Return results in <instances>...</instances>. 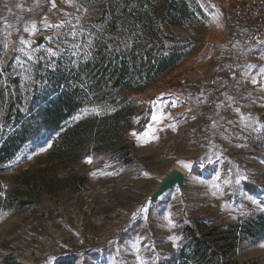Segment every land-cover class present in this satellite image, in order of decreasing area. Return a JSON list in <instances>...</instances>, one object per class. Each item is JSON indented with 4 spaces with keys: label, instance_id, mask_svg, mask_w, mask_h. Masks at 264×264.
Returning a JSON list of instances; mask_svg holds the SVG:
<instances>
[{
    "label": "rangeland",
    "instance_id": "1",
    "mask_svg": "<svg viewBox=\"0 0 264 264\" xmlns=\"http://www.w3.org/2000/svg\"><path fill=\"white\" fill-rule=\"evenodd\" d=\"M171 1L164 0L159 13ZM183 1L195 16L181 28L164 26L177 39L167 47L179 45L182 59L144 88L120 97L138 100L124 142L128 156L111 150L50 161L54 136L26 145L0 166L5 193L24 187L36 195L37 187L54 185L51 195L43 194L24 211L0 213V264H52L65 258L72 264H157L172 258L191 222L229 230L264 212V78L259 76L264 46L238 63L235 53L248 28L232 16L235 1ZM55 3L53 8L51 0H0L4 84L18 79L22 89H30L46 69H57L59 58L86 53L84 35L105 5L98 0ZM127 10L137 12L132 5ZM33 22L35 34L25 32ZM125 32L136 33L131 25ZM41 35L44 46L37 43ZM119 36L120 30L112 34ZM253 77L260 83L252 84ZM112 112L111 106L94 105L75 119ZM161 113L166 118L157 123L153 117ZM171 167L188 173L185 195L171 191L148 213L136 212ZM262 245L264 240L240 242L234 264H264Z\"/></svg>",
    "mask_w": 264,
    "mask_h": 264
},
{
    "label": "trees",
    "instance_id": "2",
    "mask_svg": "<svg viewBox=\"0 0 264 264\" xmlns=\"http://www.w3.org/2000/svg\"><path fill=\"white\" fill-rule=\"evenodd\" d=\"M141 1L98 0L105 9L84 35L86 53L59 58L57 69H46L30 89H22L18 79L4 84L2 76L7 69L0 70V166L11 162L26 145L54 136L47 154L50 161L65 157L77 160L91 152L111 150L123 156L130 154L124 142L133 127L138 100L119 101L120 97L126 90L144 88L182 59L179 45L167 47V41L177 39L164 26L169 30L181 28L195 16L183 0L164 4L163 13L158 10L164 0ZM131 5L136 14L127 10ZM128 25L136 33L127 34ZM116 30H120L119 39L112 38ZM94 105L111 106L113 112L75 119L83 109ZM41 187H37L36 195L24 187L5 193L0 182V213L24 211L40 202L43 194L51 195L54 185L45 183ZM185 231L186 239L172 258L157 264H234L232 255L240 242L264 240V212L249 216L229 230H209L198 220L189 223ZM52 264H72V260L65 258Z\"/></svg>",
    "mask_w": 264,
    "mask_h": 264
},
{
    "label": "built area",
    "instance_id": "3",
    "mask_svg": "<svg viewBox=\"0 0 264 264\" xmlns=\"http://www.w3.org/2000/svg\"><path fill=\"white\" fill-rule=\"evenodd\" d=\"M232 16L240 25L248 28L241 46L236 50L238 63L249 61L253 49L264 46V0H234ZM215 44L208 45V53L213 54Z\"/></svg>",
    "mask_w": 264,
    "mask_h": 264
},
{
    "label": "water",
    "instance_id": "4",
    "mask_svg": "<svg viewBox=\"0 0 264 264\" xmlns=\"http://www.w3.org/2000/svg\"><path fill=\"white\" fill-rule=\"evenodd\" d=\"M45 35H41L37 43L39 46L45 45ZM158 185L151 192V196L148 199V209L161 201V199L171 191L177 190L183 197L185 195V185L187 177L182 173L178 167H171L167 174L158 178ZM141 208L135 209L138 212ZM145 214V213H144Z\"/></svg>",
    "mask_w": 264,
    "mask_h": 264
},
{
    "label": "snow or ice",
    "instance_id": "5",
    "mask_svg": "<svg viewBox=\"0 0 264 264\" xmlns=\"http://www.w3.org/2000/svg\"><path fill=\"white\" fill-rule=\"evenodd\" d=\"M51 3H52V7L53 8H55L56 7V3H55V0H51ZM45 25L47 26V27H52V25L51 24H47V19L45 18ZM57 27H58V25H57ZM36 30H37V25L33 22L32 24H31V28L29 29V28H25L24 29V31L25 32H29V31H31L32 32V34H35V32H36ZM21 43L23 44V43H27L29 46H31V41H24V40H21ZM21 50H23V49H21ZM52 55H55V52H52L51 53ZM31 58V57H30ZM259 76L261 77V78H264V68H261L260 69V72H259ZM258 83H260V80L259 79H257V77H253L252 78V84H258ZM95 111V110H94ZM165 116L161 113L160 115H158V116H155V117H153V119L157 122V123H163V121L165 120ZM260 128L261 129H264V124H261L260 125ZM173 130H175L174 128H173ZM155 132V129H149V133H154ZM132 135H134V136H136L137 134L134 132V133H132ZM146 135H148V134H146ZM152 138H156V137H152ZM86 162L87 163H92V160H91V158H88L87 160H86ZM185 167H187V165H185ZM141 213H147L148 212V208L147 207H143V208H141L140 210H139ZM173 239V242L175 243L176 242V240L178 239V238H176V237H173L172 238ZM262 247H264V245H262Z\"/></svg>",
    "mask_w": 264,
    "mask_h": 264
},
{
    "label": "bare ground",
    "instance_id": "6",
    "mask_svg": "<svg viewBox=\"0 0 264 264\" xmlns=\"http://www.w3.org/2000/svg\"><path fill=\"white\" fill-rule=\"evenodd\" d=\"M171 169V168H170ZM170 169H168V171L167 172H169V170ZM179 170L182 172V173H184V175L187 177L188 176V173L185 171V170H182L181 168H179ZM167 172H166V174H167ZM163 176V175H162ZM159 177H161V176H159ZM185 188H186V185H185ZM186 191V190H185ZM186 193V192H185ZM151 196V193L150 194H148L147 195V197L144 199V200H142L140 203H139V205H137V207L135 208V209H139V208H143V207H148V199H149V197ZM148 213V212H147Z\"/></svg>",
    "mask_w": 264,
    "mask_h": 264
}]
</instances>
